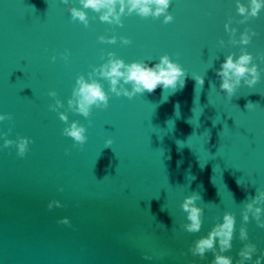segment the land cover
Returning a JSON list of instances; mask_svg holds the SVG:
<instances>
[{
  "label": "water",
  "instance_id": "water-1",
  "mask_svg": "<svg viewBox=\"0 0 264 264\" xmlns=\"http://www.w3.org/2000/svg\"><path fill=\"white\" fill-rule=\"evenodd\" d=\"M85 11L87 26L61 0H0V112L9 114L0 132L30 138L22 157L14 144L0 148V264H210L211 251L201 260L188 248L224 211L236 216L232 248L224 253L235 264L244 243L240 210L264 189V8L243 24L235 0H171L168 23L133 12L110 25ZM229 18L237 36L245 27L255 31L243 47L260 71L255 86L242 81L230 98L216 76L224 57L242 47L229 43ZM100 35L117 40L101 42ZM120 36L131 42L122 44ZM109 51L125 62L150 63L167 53L185 69L186 83L132 98L109 92L107 107H93L86 118L67 99L76 76L87 78ZM192 74L204 77L202 86ZM95 78L108 91V81ZM56 99L69 123L85 126L82 146L62 135L65 122L49 108ZM107 138L112 144L105 146ZM193 191L204 208L199 232L181 227L179 202ZM50 200L62 206L49 209ZM64 216L69 224L57 222ZM247 230L255 259L264 228L250 217Z\"/></svg>",
  "mask_w": 264,
  "mask_h": 264
},
{
  "label": "clouds",
  "instance_id": "clouds-1",
  "mask_svg": "<svg viewBox=\"0 0 264 264\" xmlns=\"http://www.w3.org/2000/svg\"><path fill=\"white\" fill-rule=\"evenodd\" d=\"M61 2L66 6L70 17L79 20L85 26L89 23L85 9H91L98 13V19L110 25H122V15L133 12L141 17L158 18L162 16L164 23L173 20L172 14L168 11L171 0H79L80 7L73 6L71 0H61ZM235 3L236 12L241 17L237 23L240 24L245 23L250 17H256L259 11L264 8V0H247V3L242 2V0H235ZM224 30L229 34V43L242 46L238 55L228 53L216 69V76L220 80L219 90L230 98L242 81L249 87L255 86L260 80V71L258 65L253 62L252 53L243 47L250 43L252 37L256 35L255 31L245 27L243 31H239L237 36L238 29L232 26L231 18L224 23ZM97 39L101 42L115 43L117 37L115 35H100ZM119 39L125 45L131 42L125 36H120ZM224 43L223 39L219 41L221 46ZM51 59L55 60V57L53 56ZM186 75L182 65L171 59L167 53L161 55L155 63H150L148 60L125 62L114 52L109 51L107 52V59L98 66H93L87 78L83 74L76 76L71 96L67 99V105L72 111L87 118L93 107L98 109L107 107L109 92L117 97L123 95L132 98L134 95L142 94L145 91L152 92L158 86L162 89H175L177 85L183 88L186 83ZM96 76L108 81V91L104 90L103 85L95 78ZM192 76L197 85H203L204 77L202 75L192 74ZM125 85H130V88H126ZM48 95L56 97L57 93L55 90H49ZM253 106L251 102L247 104L248 108ZM62 107L63 103L59 99H56L54 104L49 105L52 111L57 112L59 119L65 122L62 135L71 137L74 145L82 146L87 141L85 126L75 120L69 123L65 112L58 111ZM177 115H179L178 111ZM6 118H9V114L0 112V121ZM0 139L3 141L0 148L14 144L17 155L21 157L24 156L30 143L29 137L18 136L13 140L7 138L5 132H0ZM104 143L105 146L110 145L112 139L107 138ZM177 143L182 144L180 141ZM237 183L241 184L243 189L247 188L246 182L238 180ZM200 199V194L193 191L191 194L185 195L179 202V208L185 214L181 227L187 232H199L201 229L204 208L196 203ZM53 206L61 207L62 205L59 200H50L47 207L51 209ZM240 217L242 222L238 229V236L244 243L238 251L239 259L235 261V264H246V262L264 264V249H260V254L253 259V254L258 249L257 245L249 240L247 230V222L250 217L258 227L264 228V189L256 188V193L243 204ZM57 222L70 223L67 216L60 217ZM236 231L235 214L232 211H224L222 216L212 224L206 235L199 236L189 245L188 251L192 256L199 257L201 260L205 258L207 252L211 251L213 258L210 264H233L232 256L224 253L232 248V240ZM144 259L151 260V257L145 254ZM189 264H195V262L190 261Z\"/></svg>",
  "mask_w": 264,
  "mask_h": 264
}]
</instances>
